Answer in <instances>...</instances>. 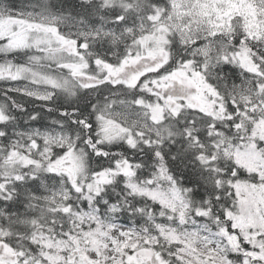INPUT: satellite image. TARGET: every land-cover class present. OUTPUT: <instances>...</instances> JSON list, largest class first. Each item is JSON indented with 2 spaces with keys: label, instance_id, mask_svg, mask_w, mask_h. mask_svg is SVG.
<instances>
[{
  "label": "snow or ice",
  "instance_id": "1",
  "mask_svg": "<svg viewBox=\"0 0 264 264\" xmlns=\"http://www.w3.org/2000/svg\"><path fill=\"white\" fill-rule=\"evenodd\" d=\"M0 264H264V0H0Z\"/></svg>",
  "mask_w": 264,
  "mask_h": 264
}]
</instances>
